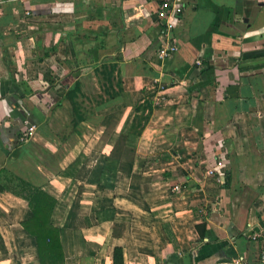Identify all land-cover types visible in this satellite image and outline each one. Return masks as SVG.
I'll list each match as a JSON object with an SVG mask.
<instances>
[{
	"label": "crops",
	"instance_id": "crops-1",
	"mask_svg": "<svg viewBox=\"0 0 264 264\" xmlns=\"http://www.w3.org/2000/svg\"><path fill=\"white\" fill-rule=\"evenodd\" d=\"M180 1L0 0V264H40L30 185L64 264L257 260L264 0Z\"/></svg>",
	"mask_w": 264,
	"mask_h": 264
},
{
	"label": "trees",
	"instance_id": "trees-1",
	"mask_svg": "<svg viewBox=\"0 0 264 264\" xmlns=\"http://www.w3.org/2000/svg\"><path fill=\"white\" fill-rule=\"evenodd\" d=\"M25 197L29 201L33 216L24 227L35 238L40 264H64V250L61 244L60 230L51 223V215L57 202L39 187L29 186ZM123 253L120 248L115 251V264Z\"/></svg>",
	"mask_w": 264,
	"mask_h": 264
},
{
	"label": "built area",
	"instance_id": "built-area-1",
	"mask_svg": "<svg viewBox=\"0 0 264 264\" xmlns=\"http://www.w3.org/2000/svg\"><path fill=\"white\" fill-rule=\"evenodd\" d=\"M160 2V15L164 23L168 24V19L173 14H181L184 11V6L180 0H159ZM166 33V32H165ZM178 44L175 40H169V38L164 39V43L159 49V56L161 57H171L178 50ZM36 125L30 120L25 121L24 129L20 135V141L24 142L31 138L36 130ZM222 164V162H219ZM176 189H179V185H175ZM221 264H264V249L261 250L256 261H248L245 258L236 257L231 258L222 262Z\"/></svg>",
	"mask_w": 264,
	"mask_h": 264
}]
</instances>
